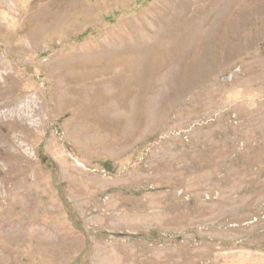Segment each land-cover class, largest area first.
Instances as JSON below:
<instances>
[{
  "label": "rangeland",
  "instance_id": "374dc122",
  "mask_svg": "<svg viewBox=\"0 0 264 264\" xmlns=\"http://www.w3.org/2000/svg\"><path fill=\"white\" fill-rule=\"evenodd\" d=\"M0 264H264V0H0Z\"/></svg>",
  "mask_w": 264,
  "mask_h": 264
},
{
  "label": "trees",
  "instance_id": "16d2710c",
  "mask_svg": "<svg viewBox=\"0 0 264 264\" xmlns=\"http://www.w3.org/2000/svg\"><path fill=\"white\" fill-rule=\"evenodd\" d=\"M108 162L106 161L105 164H107Z\"/></svg>",
  "mask_w": 264,
  "mask_h": 264
}]
</instances>
